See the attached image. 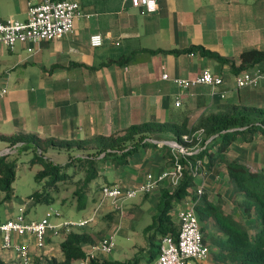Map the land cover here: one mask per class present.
I'll use <instances>...</instances> for the list:
<instances>
[{"label":"crops","instance_id":"0c3cea01","mask_svg":"<svg viewBox=\"0 0 264 264\" xmlns=\"http://www.w3.org/2000/svg\"><path fill=\"white\" fill-rule=\"evenodd\" d=\"M70 1L80 5L71 33L37 44L18 43L13 49L0 47V89L7 90L0 101V136L33 134L40 138L84 139L121 133L142 122H164L170 110L179 107L191 108L195 119L226 102L264 106V79L253 88H238V74L229 64L200 52L150 53L202 47L234 60L238 67L243 51H264V0H159L152 13L133 7L130 0ZM40 2L0 0V22H25L29 4ZM96 34L103 38L100 47L90 43ZM253 68L241 73L255 74L259 70L258 66ZM205 70L222 77L223 86L183 90L172 81L192 79ZM164 74L170 79L165 80ZM178 97L182 102L179 107L175 104ZM11 148L8 141L0 139V150ZM135 155L139 161L148 159L154 165L148 174L156 176L165 170V158L159 152ZM107 183L124 186L115 181ZM169 184L165 181L142 194L138 204L126 201L115 208L108 200V212H116L117 225L107 236L124 227L129 231L127 239L132 241L137 215H151L152 221L143 227L140 243L127 252L128 259L138 254L144 264L142 258L148 252L145 229L153 222L161 188H170ZM146 203L152 204L148 211L141 207ZM87 227L85 230L91 232ZM2 238L0 232V244ZM62 240V231L49 232L43 252L36 249L31 236L15 242L28 245L34 261L39 259L45 264V258L50 257L47 255L57 250L54 243ZM0 255L5 262L15 263L13 252L0 249ZM57 256L61 257V252ZM207 259L193 264H207ZM145 263H149L147 258Z\"/></svg>","mask_w":264,"mask_h":264},{"label":"trees","instance_id":"16d2710c","mask_svg":"<svg viewBox=\"0 0 264 264\" xmlns=\"http://www.w3.org/2000/svg\"><path fill=\"white\" fill-rule=\"evenodd\" d=\"M162 52H200L203 56L229 64L237 74L255 66L264 73V51L255 48L240 54L238 67H235L234 60L202 47H191L186 51H150L153 54ZM128 60L130 58L126 61ZM192 116L193 110L185 106L170 110L164 122L134 124L123 132L110 136L68 140L20 134L0 136V139L8 141L10 147L17 146L18 154L34 152L32 163L40 162L39 159L43 158L44 151L48 148L76 152L69 156L64 165L44 162L42 169L35 174L38 189L28 200L34 204H53L58 199L60 185H70L77 211L87 210L95 189L101 192L102 187H97L95 182L101 176L107 178L104 172L129 165L128 158H132L141 148L149 147L157 152L167 148L168 152L163 154L165 169H171L174 165L171 149L151 143V139L172 140L185 147H198L197 154L180 158L183 165L180 182L176 186L170 187L169 184L170 188L160 190L158 211L152 224L145 229L148 242L147 262L158 257L163 237L170 235L177 238L179 222L176 219L177 213H173V210H178L191 201L195 203L199 186L195 179L200 175H209L212 180L221 178L229 184L228 187L234 188L236 210L239 212L237 217H234L235 212H226L213 196H207V191L204 192L202 201L196 203L195 210L203 241L209 247V256L217 264H264V170H252L245 161L249 153L247 150L254 149L259 142L264 144V106L226 102L219 104L213 112L201 113L195 119ZM236 146L244 151V160L229 156V152ZM19 158L18 155L9 153L0 155V208L13 199L12 183ZM115 217L114 212L103 214L101 219L108 223L107 229ZM243 217L254 218V222L251 226L246 225ZM97 242L95 234L86 231L85 227L73 230L63 235L59 244L61 257H46L45 264H74L75 261L84 259L87 249ZM154 246L157 247L156 251ZM137 255L115 261L96 256L89 264H141V258ZM0 264L11 263L5 262L0 255ZM34 264H41L40 260L35 259Z\"/></svg>","mask_w":264,"mask_h":264},{"label":"built area","instance_id":"2783aa9c","mask_svg":"<svg viewBox=\"0 0 264 264\" xmlns=\"http://www.w3.org/2000/svg\"><path fill=\"white\" fill-rule=\"evenodd\" d=\"M158 1L130 0L133 7H142L149 13L156 11ZM79 9L80 5L70 0H41L40 3L29 4L28 16L25 22L12 20L0 22V47L13 49L18 43L37 44L41 41L60 39L73 31L74 20L79 14ZM90 43L92 47H100L103 44V38L99 34L93 35L90 38ZM163 78L165 80L170 79L167 74H164ZM261 79H264V73L259 69L255 74L243 72L236 75L235 83L238 88H245L255 86ZM172 81L183 90L202 85L213 89L223 86L222 77L214 75L209 70L203 71L192 79L173 78ZM6 94L7 90L5 88L0 89V101ZM221 96L225 98L226 94L222 93ZM181 103V99L178 97L175 102L176 106H181ZM152 141L171 149L174 157L173 167L163 170L156 176L147 174L145 181L134 188L105 184L101 189L103 200H110L115 208H120L119 203L130 201L140 194L150 193L165 181H169L171 185L176 186L183 174V165L180 163V158L195 155L199 152V150L189 152L187 147L172 140ZM4 152H8V150ZM1 154L3 153L0 152ZM203 189V184L198 186L197 200L193 205H186L177 210L178 236L176 239L170 235L162 238L156 264H193L208 258L209 247L203 241L199 219L195 210L196 203L200 202L203 197ZM53 216L59 217L60 213L58 210L50 208L40 220L27 222L23 209H21L16 220L8 219L5 222H0V232L3 235L0 249L5 252H13L15 261L18 264H34V258L28 245L19 242L12 243V234L17 238L33 237L36 249L43 252L47 247L49 232L62 231L65 235L75 229L89 226L96 218L95 215H91L81 220L66 219L58 224H53L50 221ZM114 246V237L106 236L91 245L87 249L85 258L80 259L78 264H89L96 256L110 254Z\"/></svg>","mask_w":264,"mask_h":264},{"label":"rangeland","instance_id":"374dc122","mask_svg":"<svg viewBox=\"0 0 264 264\" xmlns=\"http://www.w3.org/2000/svg\"><path fill=\"white\" fill-rule=\"evenodd\" d=\"M254 69V68H253ZM252 71V70H251ZM250 88H253V86H250ZM249 106V105H248ZM159 142H162L164 140H158ZM151 143H154V141L150 140ZM158 145V144H157ZM160 146V145H159ZM189 152H195L198 149V147L194 146H186ZM161 148V147H160ZM246 148H248L246 146ZM5 149L0 150L1 155L5 154H15L18 155L20 158L17 162V173L15 176V179L12 183L14 196L11 202L4 204L0 208V222H5L8 219L16 220L17 215L19 214L20 210L23 209L24 216L27 222H30L32 220H40L45 214L46 211H48L50 208L56 209L59 211L60 216H53L50 218L51 223L58 224L66 219L68 220H80L84 217H89L91 215H95L96 218L94 222H92L86 229L91 230L93 234L96 236V241L101 240L105 235L107 236V233L109 230L113 229V226L117 225V222L114 220L113 223H111L110 227L107 229V222L102 220L101 217L103 216V213H106L108 211H111V208H107V204H110L108 200H103L102 193L98 191L99 189H95V192L91 194L90 198V204L87 210L85 211H77L75 200L72 199L71 193L73 191L72 186L70 185H60V193L57 197V201L53 204H34L32 201L28 200V197L38 189V183L35 180V174L42 169V165L44 162L49 161L54 164L64 165L69 160L70 155H75L76 152L74 151H66V150H59L57 148H48V150L44 151L43 158H40V162L32 163L34 152L29 151L27 153H17V146L11 148L8 152H4ZM156 149H150L149 147L141 148L139 152L137 153L138 156H143L146 153H149L150 151H155ZM164 152H168L167 148L159 149V154H164ZM244 151H241L237 146L233 147V150L229 152V156L231 158H239V159H245L243 155ZM248 156L245 159L246 163L251 167L252 170L260 171V169L264 170V144L261 142L258 143V146H256L254 149L247 150ZM154 153V152H153ZM38 154V152H37ZM257 155L259 156L257 158ZM191 156V155H189ZM134 162L131 157H129V166L119 167L115 169H110L104 172V174L107 176V178H103L102 176L98 178L95 182V185L98 187H102L108 182L115 181L116 183H121L122 185L126 186L127 188H134L137 187L139 184H141L150 171L153 170L154 165L152 166V163L150 160H138L137 156L134 155ZM203 177L200 175L195 179V182L198 185L203 184V195L204 192L207 191V196L211 197L213 196V199L218 203H220L224 210L226 212H235L234 217H237L239 212L236 210L237 204L236 199L233 193V187H228L229 184H226L223 179L217 178L216 180H212V177L209 175H204ZM228 185V186H227ZM95 186V187H96ZM170 186V185H169ZM171 185L170 187H172ZM221 198H219V194ZM1 194V191H0ZM154 196V195H153ZM203 197L200 201H202ZM142 202V194L138 195L136 198L130 200L127 202V204H138ZM189 204L193 205V202L191 201ZM142 209L144 211H148L149 207H152V204L146 203L141 204ZM156 212L158 209H154ZM26 211V212H25ZM177 210H173V213H177ZM116 213V212H115ZM149 213L143 214V216L140 217V215H137V228L136 232L133 233V240L129 241L127 239V235L129 231H127L124 227H121L120 230L115 233L111 232L108 234V236L114 237V249L110 254H102L101 257H105L108 260H125L128 259V253L130 249L134 248L136 244L140 243L142 234H143V227L147 225V223H150L152 221V218L150 217ZM176 219L177 214H176ZM243 223L246 225L251 226L254 222V218L247 219L246 217H243ZM179 222V221H178ZM127 234V235H126ZM15 239L17 237L12 234V243H15ZM25 240V237H21L20 241L23 242ZM59 241V240H58ZM48 243V242H47ZM55 246V247H54ZM54 248L57 250L54 252H50L47 256L51 257H57L58 252L60 253L59 249V243H54ZM52 247V248H53ZM154 250H157V247L154 246ZM209 256V255H208ZM209 259V260H208ZM207 264H216L212 259L208 258ZM142 261L144 264H153L155 261H152L150 263H145L146 258H142ZM15 263H17L15 261ZM79 261H75L74 264H78Z\"/></svg>","mask_w":264,"mask_h":264}]
</instances>
